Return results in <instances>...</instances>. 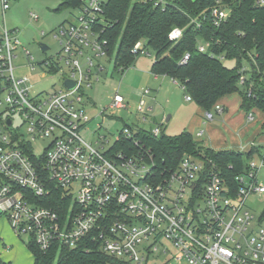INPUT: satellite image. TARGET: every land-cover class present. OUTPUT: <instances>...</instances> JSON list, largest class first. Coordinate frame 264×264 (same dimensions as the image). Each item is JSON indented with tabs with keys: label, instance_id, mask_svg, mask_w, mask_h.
<instances>
[{
	"label": "built area",
	"instance_id": "built-area-1",
	"mask_svg": "<svg viewBox=\"0 0 264 264\" xmlns=\"http://www.w3.org/2000/svg\"><path fill=\"white\" fill-rule=\"evenodd\" d=\"M106 1L81 0L80 13L53 33L60 44L56 54L35 62L26 50L32 69L40 66L63 75L60 87L53 85L34 96L29 77L15 75V51L22 44L14 35L17 31L6 26L0 31V222L6 221L15 235L33 240L42 250L56 242L76 247L90 236L109 255L147 264L152 250L168 240L179 249L174 257L188 264H264V208L256 214L247 204L250 195L264 194V182L258 179L264 149L258 152L261 163L247 159L234 179L224 176L212 159L186 153L177 168L157 180L149 151L127 153L113 144L106 149L108 140L102 137L98 143L103 153L80 136V129L90 122L81 106L85 89L105 70L102 59L112 57L100 35ZM255 3L264 6V0ZM2 4L4 11L10 7L8 0ZM231 11L224 0H215L209 17L218 27ZM192 22L202 27L200 21ZM181 34L182 28L175 27L169 37L177 40ZM209 46L201 40L198 48L205 52ZM132 51L146 53L143 41ZM188 58L185 54L183 61ZM245 69L244 65L241 84ZM67 80L75 85L69 87ZM110 107L126 108L125 98L116 92ZM223 111L216 103L205 117L210 120ZM14 114L21 118L17 126ZM248 117L254 119V113ZM152 132L159 135L162 129ZM131 133L123 130L127 136ZM37 140H48L40 154L33 148ZM54 189L62 190L57 206L45 204L52 197L55 202Z\"/></svg>",
	"mask_w": 264,
	"mask_h": 264
},
{
	"label": "trees",
	"instance_id": "trees-1",
	"mask_svg": "<svg viewBox=\"0 0 264 264\" xmlns=\"http://www.w3.org/2000/svg\"><path fill=\"white\" fill-rule=\"evenodd\" d=\"M107 0L104 4V31L101 38L107 41L109 54L114 57V67L124 71L130 67L136 54L132 51L140 40L156 53L152 64L155 75H166L180 81L186 91L200 107L211 109L226 94L240 92L242 107L249 113L253 108L264 112V6L256 0H224L231 14L221 26H215L209 8L215 0ZM81 0H61L60 9L79 7ZM192 19L200 21L197 27ZM182 28L177 40L169 37L173 28ZM201 40L210 42L203 52L198 45ZM189 58L183 61L184 55ZM223 56V58H220ZM234 60V66L225 64ZM246 75L240 83L241 69ZM252 93L248 94V89ZM116 150L127 153L149 151L154 159L153 177L164 179L166 173L178 167L186 153L203 159H212L223 175L234 179L242 172L244 162L253 157L259 147L248 151L203 147L194 135L184 130L176 135L163 131L155 135L152 130L139 128L130 136L119 133L113 144ZM231 165V167H229ZM62 190L54 189L55 202L45 204L57 206ZM34 257V264H132L104 252L100 242L87 236L78 246L68 247L54 243L42 250L33 240L27 242ZM0 264H11L0 257Z\"/></svg>",
	"mask_w": 264,
	"mask_h": 264
},
{
	"label": "rangeland",
	"instance_id": "rangeland-1",
	"mask_svg": "<svg viewBox=\"0 0 264 264\" xmlns=\"http://www.w3.org/2000/svg\"><path fill=\"white\" fill-rule=\"evenodd\" d=\"M8 2L10 7L4 13L2 0H0V22L5 23L10 31H17L14 35L16 34L22 42L15 51L18 54L14 60L15 75L17 77H29L28 83L33 84L30 91L31 96L40 93L43 89L52 90L54 86L60 87L63 75H52L50 72L43 71L40 66L32 69L26 50L32 54L35 62H40L45 57L56 54L60 49V44L53 35L55 29L62 22L73 20L74 16L80 13V8L64 7L60 9L61 0H8ZM27 28L34 31V36L29 40L24 37ZM142 41L146 53L136 54V58L130 67L124 71L116 70L114 57L107 56L102 59L105 70L100 72L98 80L96 79L97 76L94 75L93 86L85 89V100L81 106L86 107L90 115V122L80 129L79 133L84 140L94 147H98L103 153L104 151L98 143L102 137L108 140V142H104L107 149L114 144L117 136L124 129L133 132L139 128L153 130L156 127H161L164 133L176 135L190 129L194 123H199V114L205 113V110L194 100L187 98V93L180 81L174 82L172 77L166 75L155 76L152 72V64L156 58V53L147 45V40ZM40 43H46L50 48L43 51ZM225 64L234 66L236 62L226 60ZM65 71L67 70L65 69ZM145 89H148L149 93H145ZM116 92L125 98L126 108L113 109L110 107ZM239 96V91L232 93L231 99L238 100ZM142 100L145 102L144 111L139 110ZM103 109L106 110L102 112ZM260 115L262 114L256 113L254 119L249 120V122H253V120L257 122L256 120L257 118L260 119ZM13 116V126L19 125L21 118L17 114ZM201 129L204 127H199L196 131ZM258 129L256 124L248 135L259 136ZM194 137L203 147L215 144L214 139L209 136V131L205 130L202 136L194 135ZM240 140L243 143L245 137L240 138ZM242 143L239 148L242 151H247L248 145ZM47 144L48 140H37L34 142L33 148L37 154H40ZM251 144L252 142L249 143V146ZM254 144L260 146V150L263 152L264 141L259 142L257 140ZM258 152L253 154V159L261 163L262 157ZM258 179L264 182V165L259 170ZM247 204L256 214H259L264 208V194L250 195ZM2 223L0 237L1 234L6 235L7 243L13 245V251L10 255L6 254L7 257H11L14 264H34L32 254L27 246V237L15 236L9 224L6 221H2ZM14 237L17 241L11 242L15 239ZM163 243L158 249L152 250L153 253L149 256L147 264H188L185 258L176 259L174 257L179 253L176 246L168 240H164ZM164 245L168 249L164 248ZM165 250L166 252H164ZM5 251L6 247L0 242V254ZM6 255L3 256L6 257Z\"/></svg>",
	"mask_w": 264,
	"mask_h": 264
},
{
	"label": "crops",
	"instance_id": "crops-1",
	"mask_svg": "<svg viewBox=\"0 0 264 264\" xmlns=\"http://www.w3.org/2000/svg\"><path fill=\"white\" fill-rule=\"evenodd\" d=\"M4 13H5V11H4ZM4 26H6V24L5 23L3 24L0 22V31ZM155 76L157 77L158 75H155ZM231 95H232V93L226 94L225 96L221 97L217 101V103H219L223 106V108H224L223 113L214 114L213 119H210L211 120L210 121L209 119H206L205 113L202 114L203 113L202 112L201 114H199V116H200L199 123H197V124L194 123L192 126H190V129H186V130L190 131L193 135H197V133L201 130L204 132H205V130L209 131V136L214 139V143H215L214 145L208 146L211 148L241 150L239 148V145L242 143L240 138L243 139L245 137V140L243 143H246L248 145L247 146L248 150H250L252 148V146L259 147V150H260V146L255 145L254 143H256L257 140L259 142L264 141V112L258 108H253L252 112L254 113V116L256 113L257 114L260 113L262 115H260V117H259L260 119L257 118V120H256L257 122H255L254 120H253V122H249V120L250 121H252V120L249 119L247 111L242 107V100H243L242 95L240 94L238 100H232ZM202 109L205 110L204 108H202ZM205 112H206V110H205ZM216 116H217V119L215 120ZM202 124H204V125L202 126ZM256 124L259 127V129H258L259 130V133H258L259 136L255 137V134L248 135L249 131H251V129ZM199 127H204V129L196 131V129H198ZM260 133H262V134H260ZM261 136H262V138H259ZM250 142H252L251 146H249ZM2 224L3 223L0 222V230H1ZM1 235H2L0 237V239H2V240H0L1 243H3L4 245L5 244L8 245L9 250L2 252V254H0V257L5 261L11 262V264H14L11 257L10 258L7 257V255H10L12 253L13 245L7 243L6 235H4V234H1ZM15 236H17V235H15ZM14 238L15 239H13L11 242L17 241L16 237H14ZM17 243H19V242H17ZM31 254H32V252H31ZM3 255H6V257H4ZM32 258L34 260L33 254H32Z\"/></svg>",
	"mask_w": 264,
	"mask_h": 264
},
{
	"label": "water",
	"instance_id": "water-1",
	"mask_svg": "<svg viewBox=\"0 0 264 264\" xmlns=\"http://www.w3.org/2000/svg\"><path fill=\"white\" fill-rule=\"evenodd\" d=\"M33 36H34V31H33L32 29H30V28H27V29L25 30L24 37H25L27 40H29V39H31ZM40 47H41V49H42L43 51H46V50L49 49V45H47L46 43H40ZM66 84H68L69 87H73V86L75 85L74 82H73V81H70V80H67V81H66ZM9 122H10V121H9ZM29 240H30V237H29Z\"/></svg>",
	"mask_w": 264,
	"mask_h": 264
}]
</instances>
